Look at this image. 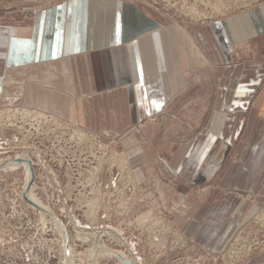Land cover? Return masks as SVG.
Here are the masks:
<instances>
[{
	"label": "crops",
	"instance_id": "0c3cea01",
	"mask_svg": "<svg viewBox=\"0 0 264 264\" xmlns=\"http://www.w3.org/2000/svg\"><path fill=\"white\" fill-rule=\"evenodd\" d=\"M189 32L110 0L54 4L19 25L0 20V107H31L120 136L132 157L143 154L152 169L166 166L205 187L178 188L185 205L177 223L190 237H219L220 244L234 227L226 218L239 222L245 208L234 195L222 199L224 192L264 186V3ZM193 70L202 81L212 77L211 104L195 136L180 150L172 140L171 157L160 162L168 149L158 144L160 118L193 90ZM136 126L140 132L131 135ZM231 151L236 159L222 175Z\"/></svg>",
	"mask_w": 264,
	"mask_h": 264
},
{
	"label": "rangeland",
	"instance_id": "374dc122",
	"mask_svg": "<svg viewBox=\"0 0 264 264\" xmlns=\"http://www.w3.org/2000/svg\"><path fill=\"white\" fill-rule=\"evenodd\" d=\"M67 1L71 0H0V20L19 25L27 15L34 17L45 7ZM110 1L133 5L166 28L176 26L180 34H189L191 26H206L254 12L264 3ZM189 76L193 90L181 95L160 118L164 137L161 142L156 140L160 146H168L160 162L171 157L172 140L178 145L174 149L180 150L190 140L188 137L195 136L200 117L211 104L212 77L202 81L205 75L197 70ZM8 109H27L24 111L32 114L6 116L0 121V163H15L23 156L35 162L33 195L50 207L65 230L62 233L54 218L25 200V166H1L0 264H125L122 257L131 264H264L263 185L224 192L222 199L234 195L238 206L245 205L237 216L240 221L226 218V224L233 222L234 227L220 244L219 237L197 240L178 226L177 215H182L180 210L185 205V194H180L178 188L187 184L201 191L205 187L185 183L166 166L152 169L143 154L135 152L131 156V149L122 144L120 136L104 137L62 116L31 107H0V111ZM39 114L55 116L58 123L34 121ZM140 129L136 126L130 134ZM235 159L231 151L220 171L222 175ZM174 194L178 195L172 201Z\"/></svg>",
	"mask_w": 264,
	"mask_h": 264
},
{
	"label": "bare ground",
	"instance_id": "6f19581e",
	"mask_svg": "<svg viewBox=\"0 0 264 264\" xmlns=\"http://www.w3.org/2000/svg\"><path fill=\"white\" fill-rule=\"evenodd\" d=\"M27 110V109H26ZM10 113V112H9ZM23 113H26V112H23ZM19 114H21V112H19V111H15L14 113H13V115H18L17 117H21V116H19ZM39 115H41V116H47V115H45V114H39ZM24 157V156H23ZM20 158V161L17 163V162H15V163H12V162H5V163H3V164H1L0 166H6L7 165V167H11V168H13V167H15V166H17L18 167V165H22V166H25V168H26V173H27V178H26V184H27V182H28V180L32 177L31 176V172H30V170H29V165H28V160L26 159V157H24V158ZM127 159V158H126ZM120 165H121V161H120ZM122 166V165H121ZM33 177H34V172H33ZM122 191V190H121ZM34 193H33V191H32V193L30 192V189H29V191L27 192V197H28V199L29 200H31V201H33V202H35V203H38V204H41V205H43L42 204V202H40L39 200H38V198L35 196V195H33ZM44 206H46V205H44ZM43 206V207H44ZM44 208H46L47 210L50 208V207H44ZM50 211H51V209H49ZM48 210V211H49ZM107 218V217H106ZM54 221H56V220H54ZM56 223H58L57 225H58V227H60L61 228V231L63 230V225L60 223V221H57ZM62 233H64L63 231H62ZM64 235V234H63ZM64 238V237H63ZM64 243V245H65V242H63ZM63 245V246H64ZM66 246V245H65ZM64 246V247H65ZM69 247V246H68ZM69 249V248H68ZM70 250V249H69ZM72 250V249H71ZM64 251H65V249H64ZM72 253V252H71ZM70 253V254H71ZM65 254H66V257H67V252H65ZM124 255H125V253H123ZM84 255V254H83ZM122 255V254H121ZM121 255L119 256V257H121ZM123 256V255H122ZM126 256V255H125ZM71 258V257H70ZM127 258V257H126ZM121 260H122V258H120ZM74 261V260H73ZM130 261V260H129ZM124 262V261H123ZM137 263V262H136Z\"/></svg>",
	"mask_w": 264,
	"mask_h": 264
},
{
	"label": "built area",
	"instance_id": "2783aa9c",
	"mask_svg": "<svg viewBox=\"0 0 264 264\" xmlns=\"http://www.w3.org/2000/svg\"><path fill=\"white\" fill-rule=\"evenodd\" d=\"M24 110H26V109H22V112H21V114H19V115H27V116H31L30 114H32V113H30V112H27V111H29V110H27V111H24ZM15 111H19V109L18 110H15V109H8V110H2V111H0V121H3V118L4 117H6V116H8L9 118H12V117H17L18 115H13V113L15 112ZM10 112V113H9ZM20 112V111H19ZM23 112H26V113H23ZM38 113V112H37ZM45 115H47V116H41V115H38V116H34L33 117V120L34 121H36V122H45V123H49V124H51V123H55V124H57L58 123V121H57V117H55V116H52V115H48V114H45ZM42 118V119H41ZM45 121H44V120ZM27 159H29V158H27ZM30 160V161H29ZM28 161L32 164V166H33V170H34V166H35V162L34 161H32L31 159H29ZM33 178H35V172H34V177Z\"/></svg>",
	"mask_w": 264,
	"mask_h": 264
},
{
	"label": "water",
	"instance_id": "95a60500",
	"mask_svg": "<svg viewBox=\"0 0 264 264\" xmlns=\"http://www.w3.org/2000/svg\"><path fill=\"white\" fill-rule=\"evenodd\" d=\"M19 160L15 159L13 162H17L18 163ZM28 165H29V170L31 172V178L28 180L27 184H26V187H25V200L32 206L38 208L39 210L43 211L44 213H46L47 215H50L52 218H54L57 221H59V219L57 218V216L51 212V211H48L46 208V206L44 205H41V204H38V203H35L31 200L28 199L27 197V192L29 191V189L31 188V183H32V180H33V166L30 162H28ZM1 167V166H0ZM44 206V207H43ZM61 223V222H60ZM64 229V227H63ZM65 230V229H64ZM66 233V232H65ZM122 259L124 260L125 264H131L129 260L125 259L124 257H122Z\"/></svg>",
	"mask_w": 264,
	"mask_h": 264
}]
</instances>
